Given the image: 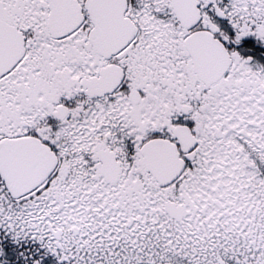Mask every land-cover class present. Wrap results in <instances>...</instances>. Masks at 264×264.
Returning <instances> with one entry per match:
<instances>
[{
	"label": "snow or ice",
	"instance_id": "snow-or-ice-1",
	"mask_svg": "<svg viewBox=\"0 0 264 264\" xmlns=\"http://www.w3.org/2000/svg\"><path fill=\"white\" fill-rule=\"evenodd\" d=\"M0 264H264V0H0Z\"/></svg>",
	"mask_w": 264,
	"mask_h": 264
}]
</instances>
